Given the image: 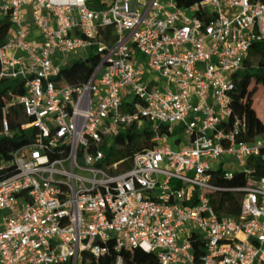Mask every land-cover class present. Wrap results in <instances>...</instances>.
I'll return each instance as SVG.
<instances>
[{
  "label": "built area",
  "instance_id": "obj_1",
  "mask_svg": "<svg viewBox=\"0 0 264 264\" xmlns=\"http://www.w3.org/2000/svg\"><path fill=\"white\" fill-rule=\"evenodd\" d=\"M1 21L0 78L23 80L11 104L34 135L0 162V264H123L136 249L160 264H264V139H244L262 123L231 95L264 41V0H0ZM91 54L86 81L59 83ZM130 125L153 145L110 172L105 148ZM237 173L253 184L231 187L239 214L219 216L215 176Z\"/></svg>",
  "mask_w": 264,
  "mask_h": 264
},
{
  "label": "trees",
  "instance_id": "obj_2",
  "mask_svg": "<svg viewBox=\"0 0 264 264\" xmlns=\"http://www.w3.org/2000/svg\"><path fill=\"white\" fill-rule=\"evenodd\" d=\"M97 7V6H96ZM98 8V7H97ZM9 26L7 23L0 22V42L3 41ZM111 26H101L97 29L100 39L111 42L114 37L111 34ZM97 56L91 54L86 59H76L69 67L62 69L59 83L81 84L87 80ZM254 71L263 73V78ZM23 93V80L21 78L3 77L0 78V162L7 160L11 153L32 140L34 132L21 128L23 121L22 108L19 104H11L14 95ZM233 100L239 109H256L257 115L261 120L260 128L244 139L250 143L259 140L256 133H262L264 139V41L254 42L248 50L243 60V66L234 74V89L231 92ZM126 110L125 107L121 108ZM7 123L8 133L3 131L2 122ZM151 131L148 126L141 128L130 125L125 130L119 132L112 140L111 145L105 148V160L100 163H118L116 169L110 172L126 171L131 166L133 155L145 148L152 147L153 143L149 140ZM260 152L264 151V142L258 143ZM253 165L255 172L253 178L257 179L264 174V164L258 158ZM214 183L218 186L217 190L210 191V204L219 216H237L240 211L242 192L230 190L231 187H240L246 184H253L242 173H237L231 178L215 176ZM200 252L203 250L200 249ZM123 264H160L153 253H148L140 249L123 252Z\"/></svg>",
  "mask_w": 264,
  "mask_h": 264
},
{
  "label": "rangeland",
  "instance_id": "obj_3",
  "mask_svg": "<svg viewBox=\"0 0 264 264\" xmlns=\"http://www.w3.org/2000/svg\"><path fill=\"white\" fill-rule=\"evenodd\" d=\"M74 57H77V56H74ZM254 73H257L259 76H261L263 78V73L262 72H260V71H254ZM255 112L258 113L257 112V108L255 109ZM262 137H263L262 133H260V132L259 133L258 132L256 133V138L257 139H261Z\"/></svg>",
  "mask_w": 264,
  "mask_h": 264
}]
</instances>
